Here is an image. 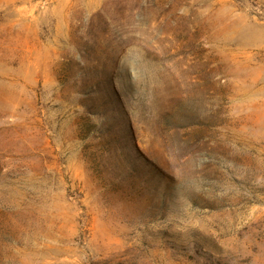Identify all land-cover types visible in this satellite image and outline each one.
Here are the masks:
<instances>
[{"label": "rangeland", "instance_id": "obj_1", "mask_svg": "<svg viewBox=\"0 0 264 264\" xmlns=\"http://www.w3.org/2000/svg\"><path fill=\"white\" fill-rule=\"evenodd\" d=\"M0 264H264V0H0Z\"/></svg>", "mask_w": 264, "mask_h": 264}]
</instances>
